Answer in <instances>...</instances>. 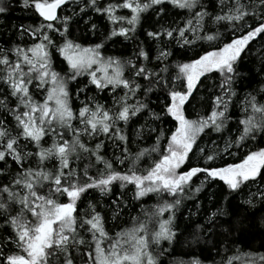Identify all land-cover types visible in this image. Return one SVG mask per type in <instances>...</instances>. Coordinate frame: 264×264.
Returning <instances> with one entry per match:
<instances>
[{
    "label": "snow or ice",
    "instance_id": "snow-or-ice-1",
    "mask_svg": "<svg viewBox=\"0 0 264 264\" xmlns=\"http://www.w3.org/2000/svg\"><path fill=\"white\" fill-rule=\"evenodd\" d=\"M17 2L31 22L0 32V264H165L176 244L192 258L172 264H264L240 246L264 228V0ZM89 13L109 30L85 44ZM117 38L130 55L108 54Z\"/></svg>",
    "mask_w": 264,
    "mask_h": 264
},
{
    "label": "trees",
    "instance_id": "trees-1",
    "mask_svg": "<svg viewBox=\"0 0 264 264\" xmlns=\"http://www.w3.org/2000/svg\"><path fill=\"white\" fill-rule=\"evenodd\" d=\"M13 3L15 4V7L12 8V10L6 15V16H0V20L3 21V23H0V32H3L5 29L10 28L13 24H20V23H30L31 17L26 14V12L21 9L18 5L17 0H13ZM78 11V8L76 9ZM89 15H92V20L98 25L99 32L94 36L91 33H88L87 35H82V31H86L88 25L84 24V20L88 19V16H83V19L80 20L79 28L82 31H77L74 29L75 35H82V39L79 41L81 43H90V42H99L101 39H103V35L109 30L108 22L103 19L102 17L89 13ZM155 22V17L149 13L144 24L140 29H138V38L141 41H144L145 45L149 48L152 47L151 43L148 41V39L145 36L144 29L151 30L153 24ZM108 49V54H115V55H130L133 50V43L131 42H124L122 38H117L115 42L109 41L106 45ZM176 50L174 49V52ZM179 58V57H176ZM56 64H57V70H64L66 69V64L63 62L62 58H59L58 54L55 57ZM242 70H248V69H242ZM86 79V78H85ZM256 84H250L249 87H255ZM202 95H207L206 91L201 93ZM83 98V97H82ZM215 139L216 137L213 136ZM198 182V181H195ZM207 195L208 191L206 190L204 193H202L199 197L200 200L204 201V203H207ZM194 201H188L186 207L191 208L193 211L195 210L193 208ZM206 210V209H205ZM182 215L187 216L188 212L186 210L182 209ZM193 219H196V217H193ZM264 233V228L260 226L258 221H255L248 225V228L246 232L240 237L241 241V248L244 251H262L264 252V249L260 248L259 246V239L261 234ZM207 253H204V256H206ZM202 256L201 258H204ZM192 258V254L190 250L186 247L181 246L180 244H176L173 246V251L170 257H165V264H172L173 260H184L188 261ZM220 257H217V260H219Z\"/></svg>",
    "mask_w": 264,
    "mask_h": 264
}]
</instances>
